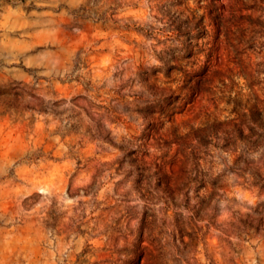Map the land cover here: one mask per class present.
<instances>
[{"label": "rangeland", "instance_id": "374dc122", "mask_svg": "<svg viewBox=\"0 0 264 264\" xmlns=\"http://www.w3.org/2000/svg\"><path fill=\"white\" fill-rule=\"evenodd\" d=\"M0 264H264V0H0Z\"/></svg>", "mask_w": 264, "mask_h": 264}]
</instances>
